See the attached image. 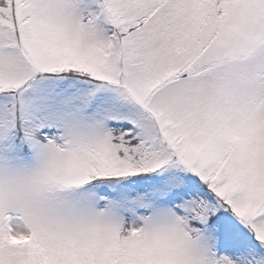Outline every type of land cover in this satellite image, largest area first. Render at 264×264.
<instances>
[{"label": "rangeland", "instance_id": "rangeland-1", "mask_svg": "<svg viewBox=\"0 0 264 264\" xmlns=\"http://www.w3.org/2000/svg\"><path fill=\"white\" fill-rule=\"evenodd\" d=\"M0 264H264V0H0Z\"/></svg>", "mask_w": 264, "mask_h": 264}]
</instances>
